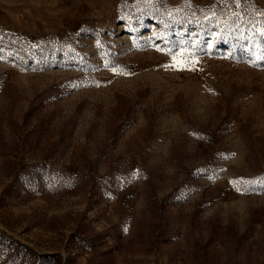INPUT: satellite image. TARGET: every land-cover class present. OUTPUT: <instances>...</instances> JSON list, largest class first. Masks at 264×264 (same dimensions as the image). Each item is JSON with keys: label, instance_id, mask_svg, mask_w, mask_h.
I'll list each match as a JSON object with an SVG mask.
<instances>
[{"label": "rangeland", "instance_id": "1", "mask_svg": "<svg viewBox=\"0 0 264 264\" xmlns=\"http://www.w3.org/2000/svg\"><path fill=\"white\" fill-rule=\"evenodd\" d=\"M262 13L0 0V237L47 264H264Z\"/></svg>", "mask_w": 264, "mask_h": 264}, {"label": "trees", "instance_id": "2", "mask_svg": "<svg viewBox=\"0 0 264 264\" xmlns=\"http://www.w3.org/2000/svg\"><path fill=\"white\" fill-rule=\"evenodd\" d=\"M241 13L243 20L249 19L247 8H242ZM2 262L11 264H47L46 259L45 262L44 260L41 262L38 258H33L31 254H25L22 251L17 252L13 242L8 243L4 238L0 237V264Z\"/></svg>", "mask_w": 264, "mask_h": 264}, {"label": "snow or ice", "instance_id": "3", "mask_svg": "<svg viewBox=\"0 0 264 264\" xmlns=\"http://www.w3.org/2000/svg\"><path fill=\"white\" fill-rule=\"evenodd\" d=\"M240 2H241V0H234V3L237 6H239ZM262 14H264V13H262ZM261 35H264V31L261 32ZM173 55H175V54L173 53ZM186 55H187V61L183 60V58H182V60L180 62H174L173 67L176 68V70H180V71L196 70V68L188 66L189 64H198L199 63V61L197 59H195V53H188ZM181 64L183 66H180Z\"/></svg>", "mask_w": 264, "mask_h": 264}]
</instances>
